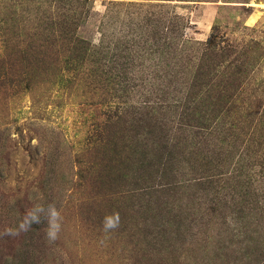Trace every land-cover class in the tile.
Masks as SVG:
<instances>
[{
	"label": "rangeland",
	"instance_id": "rangeland-1",
	"mask_svg": "<svg viewBox=\"0 0 264 264\" xmlns=\"http://www.w3.org/2000/svg\"><path fill=\"white\" fill-rule=\"evenodd\" d=\"M0 264H264V0H0Z\"/></svg>",
	"mask_w": 264,
	"mask_h": 264
},
{
	"label": "clouds",
	"instance_id": "clouds-1",
	"mask_svg": "<svg viewBox=\"0 0 264 264\" xmlns=\"http://www.w3.org/2000/svg\"><path fill=\"white\" fill-rule=\"evenodd\" d=\"M32 199V197H29ZM47 220V228L44 229L47 239L50 242H55L59 238V233L62 227L63 217L60 211L57 209L55 203H49L45 208L42 204H34L27 213L23 216V219L18 224L17 228H5L4 235L7 236H19L21 233H27L30 230L32 223H40L41 217ZM121 217L118 211L106 215L102 221V228L105 232L115 230L120 227Z\"/></svg>",
	"mask_w": 264,
	"mask_h": 264
},
{
	"label": "trees",
	"instance_id": "trees-1",
	"mask_svg": "<svg viewBox=\"0 0 264 264\" xmlns=\"http://www.w3.org/2000/svg\"><path fill=\"white\" fill-rule=\"evenodd\" d=\"M63 23V22H62ZM61 35H66L65 33L64 34H61ZM210 182H214V181H210ZM162 188V187H161ZM158 192V191H157ZM171 192V191H170Z\"/></svg>",
	"mask_w": 264,
	"mask_h": 264
}]
</instances>
